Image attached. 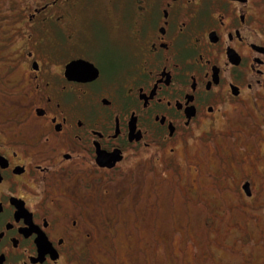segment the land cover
<instances>
[{
  "label": "flooded vegetation",
  "instance_id": "1",
  "mask_svg": "<svg viewBox=\"0 0 264 264\" xmlns=\"http://www.w3.org/2000/svg\"><path fill=\"white\" fill-rule=\"evenodd\" d=\"M174 204L264 252V0H0V264H113Z\"/></svg>",
  "mask_w": 264,
  "mask_h": 264
},
{
  "label": "rangeland",
  "instance_id": "2",
  "mask_svg": "<svg viewBox=\"0 0 264 264\" xmlns=\"http://www.w3.org/2000/svg\"><path fill=\"white\" fill-rule=\"evenodd\" d=\"M162 207L159 212L162 216L157 217L167 219L164 223L161 220L150 223V231L138 230L129 239L105 241L112 250L113 264H246L244 256L248 248L242 240L240 214L233 212V219L217 217L206 224L213 217L214 207L194 210H181L175 204ZM159 233L164 238H158ZM252 247L251 263L258 264L263 260V249L255 243Z\"/></svg>",
  "mask_w": 264,
  "mask_h": 264
}]
</instances>
